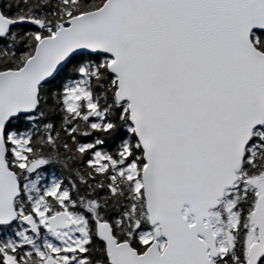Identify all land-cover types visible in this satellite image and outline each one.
Here are the masks:
<instances>
[{
  "label": "water",
  "instance_id": "water-1",
  "mask_svg": "<svg viewBox=\"0 0 264 264\" xmlns=\"http://www.w3.org/2000/svg\"><path fill=\"white\" fill-rule=\"evenodd\" d=\"M29 22L0 13V35ZM255 32H264V0H105L40 38L20 68L0 71V227L19 221L40 234L36 217L16 207L21 184L7 162L8 124L36 112L39 87L74 56L102 54L110 57L115 101L126 103L142 151L148 226H157L164 240L139 253L118 241L108 222L97 221L108 263L213 264L219 249L211 212L234 188L254 131L264 126V53L251 39ZM69 216L62 210L46 217L52 237L71 227ZM250 220L256 241L246 264H259L264 192Z\"/></svg>",
  "mask_w": 264,
  "mask_h": 264
},
{
  "label": "trees",
  "instance_id": "trees-1",
  "mask_svg": "<svg viewBox=\"0 0 264 264\" xmlns=\"http://www.w3.org/2000/svg\"><path fill=\"white\" fill-rule=\"evenodd\" d=\"M105 0H0V13L31 22L11 26L0 35V71L18 69L34 51L38 40L52 35L59 24L74 15L99 8ZM251 39L264 53V32ZM107 55L74 56L50 82L39 87V106L32 115L12 120L5 131L7 162L17 174L21 194L16 201L21 215L45 208L51 215L61 210L83 217L85 240L76 248L82 264H107L104 244L96 237V221H106L118 241H128L139 253L151 241L142 240L149 230L141 187L124 167L137 161L142 151L128 121L126 103L115 101L116 80L108 70ZM91 112L92 115L87 116ZM95 145V147L93 146ZM128 149V150H127ZM124 153H123V152ZM104 162L97 165L95 155ZM40 162L35 171L28 166ZM264 178V126L254 131L238 180L212 211V226L219 227L229 243L214 264H246L255 193L245 182ZM226 202L231 203L230 209ZM233 215L234 218H231ZM0 227V264L5 255L22 264H41L58 253L40 225L36 242L18 237L20 226ZM260 264H264V257Z\"/></svg>",
  "mask_w": 264,
  "mask_h": 264
},
{
  "label": "rangeland",
  "instance_id": "rangeland-1",
  "mask_svg": "<svg viewBox=\"0 0 264 264\" xmlns=\"http://www.w3.org/2000/svg\"><path fill=\"white\" fill-rule=\"evenodd\" d=\"M90 115H92L91 112H89L87 114V116H90ZM40 164H41L40 162H34V163L30 164L28 166V171H33V170L35 171L36 169L39 168ZM124 169L127 172V174L137 177L135 180V185L138 188L141 187V182H140L141 167H140L139 163L137 161H132V162L130 161L127 165H125ZM245 185L248 187L250 186L252 188L253 192L256 194L253 201H256L257 196L260 193L264 192V178H262V177L249 179L245 182ZM226 204H227L226 207L228 209H230L231 203L226 202ZM46 212L47 211L45 208H43V207L39 208V209H37L36 216H37V220L40 223V225H42L45 228V230L47 231V233L44 236H46V235L51 236L50 233L48 232L47 226L45 224V219L47 216H49L46 214ZM184 213L189 216V219L191 221L192 217L189 215L188 211L185 210ZM231 218H234L233 215L231 216ZM211 221H212V218H211ZM70 222H71V227L68 230L62 232L55 239V240H57V242L51 241L49 245L51 246V249L53 252L58 251L59 245H60V248H62L63 253L59 254V256H58L60 258L61 264H80L81 258L76 256L77 255L76 248L79 245H81V243L85 240V237L87 234L86 233V227H85V221H84L83 217L76 215V214H72L70 217ZM214 232H215L216 238H217V246H218L219 252L221 253V252H223V249H225L226 246H228L229 243L226 241L225 234L222 233V231L219 227H215ZM18 235L22 238H26L30 242H33L34 236L31 233L29 234L26 231V228H24V227H22L20 229V231L18 232ZM141 237H142V240L145 242L157 240L160 247H163V245H164V240L160 236L159 229L157 226L150 227L149 230L142 231ZM255 239H256V230L252 227V224H251L250 234H249V237L247 239L246 251H247L248 246H250L251 243H253L255 241ZM6 260H8V259H6V257H4V263H6L5 262ZM43 261L41 262V264L43 263Z\"/></svg>",
  "mask_w": 264,
  "mask_h": 264
},
{
  "label": "flooded vegetation",
  "instance_id": "flooded-vegetation-1",
  "mask_svg": "<svg viewBox=\"0 0 264 264\" xmlns=\"http://www.w3.org/2000/svg\"><path fill=\"white\" fill-rule=\"evenodd\" d=\"M94 147H95V145H93ZM93 155H95L94 157H95V161H96V164L99 166V165H101L103 162H104V158L102 157V154H96V152H94L93 153ZM70 213V216H69V220H70V217H71V215H72V213L71 212H69ZM16 222H18L16 225L17 226H20L21 228L22 227H24V228H26L21 222H19V221H16ZM37 222H38V220H37ZM97 222V221H96ZM15 223V222H14ZM14 223L12 224V225H14ZM71 223V222H70ZM38 224H39V227H40V223L38 222ZM12 225H10V226H6L7 228L8 227H11ZM96 225V224H95ZM42 226V225H41ZM43 227V226H42ZM20 228V229H21ZM68 230V229H67ZM26 231L30 234V231L26 228ZM64 231H66V230H64ZM64 231H59V234H58V236L62 233V232H64ZM40 232H41V230H40ZM40 235V234H39ZM38 235V236H39ZM51 235V234H50ZM18 237H20L19 235H17ZM38 236H34L33 237V241L34 242H36L35 240H36V237H38ZM57 236V237H58ZM57 237H52V239H53V241H55V242H57V240H55ZM22 238V237H21ZM255 241H256V239H255ZM254 241V242H255ZM253 242V243H254ZM252 244V243H251ZM55 253H58V251H56ZM77 253V252H76ZM62 254V253H61ZM59 256V254H57V255H52V256H48V257H53V258H55V260H57V264H61L60 263V258L58 257ZM77 257H78V253H77V255H76ZM5 257H6V259H8V260H10V259H14V260H16L19 264H22V263H20L18 260H17V258L15 257V256H11V255H5ZM264 257V256H263ZM263 257H262V259H263ZM47 258V257H46ZM45 258V259H46ZM44 259V260H45ZM261 259V260H262ZM8 260H6L5 262H7ZM261 262V261H260ZM6 264V263H5ZM43 264V263H42ZM80 264H82V263H80ZM107 264H109L108 263V261H107ZM260 264V263H259Z\"/></svg>",
  "mask_w": 264,
  "mask_h": 264
},
{
  "label": "bare ground",
  "instance_id": "bare-ground-1",
  "mask_svg": "<svg viewBox=\"0 0 264 264\" xmlns=\"http://www.w3.org/2000/svg\"><path fill=\"white\" fill-rule=\"evenodd\" d=\"M62 211V210H61ZM67 211V210H66ZM69 212V211H68ZM38 236V235H37Z\"/></svg>",
  "mask_w": 264,
  "mask_h": 264
}]
</instances>
